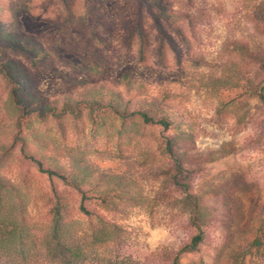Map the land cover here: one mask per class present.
Returning <instances> with one entry per match:
<instances>
[{
    "label": "rangeland",
    "instance_id": "rangeland-1",
    "mask_svg": "<svg viewBox=\"0 0 264 264\" xmlns=\"http://www.w3.org/2000/svg\"><path fill=\"white\" fill-rule=\"evenodd\" d=\"M139 1L0 0V15L9 21L10 31L35 37L58 56L34 69L21 53L0 46V64L20 61L45 101L65 95L79 98L85 89L107 84L127 98L164 99L172 112H183L182 128L196 135L195 153L212 156L201 171L193 172L191 181L214 217L207 242L182 262L230 264L223 252L229 226L242 230L253 217H264V100L260 98L264 97V69L249 56L264 51V0H162L169 10L190 16L182 22L188 48L163 20L181 51V64L168 53L167 66L158 61L159 37L146 3ZM152 10L158 14L156 8ZM139 18L149 41L147 63L139 61L136 36L129 39ZM31 122L24 130L30 149L40 151L49 163L69 171L76 159L83 158L98 173L121 175L140 189L144 204L122 205L126 214L95 203L108 220L126 231L123 243L110 246L108 254L118 250L125 264H166L196 233L189 213L175 207L183 188L171 184L166 175L171 163L160 148L161 128H140L119 139L115 123L94 137L87 111L78 121L67 116L64 132L51 117L43 123L36 118ZM15 132L6 83L0 78V145L9 147ZM222 149L226 154H220ZM0 171L28 189L32 223L48 221L53 189L69 200L77 217L78 192L57 178L41 175L19 155L18 146ZM107 184L115 188V183ZM224 188L232 191L231 221L223 216ZM162 192L166 201L158 200ZM95 226V221L82 219L78 228L91 234ZM87 239L84 246L89 249L91 239ZM0 264L17 263L0 256Z\"/></svg>",
    "mask_w": 264,
    "mask_h": 264
},
{
    "label": "trees",
    "instance_id": "trees-1",
    "mask_svg": "<svg viewBox=\"0 0 264 264\" xmlns=\"http://www.w3.org/2000/svg\"><path fill=\"white\" fill-rule=\"evenodd\" d=\"M141 1L146 3L159 37V63L167 66L168 53H171L176 64L180 65V48L176 39L165 28L163 20L188 48L189 39L182 22L189 21L190 16L169 10L162 0L139 2ZM152 8H156L158 14ZM134 36L138 41L139 61L147 63L149 41L141 18L130 31L129 39ZM0 46L21 53L34 69L58 58L54 50L45 47L35 37L10 31L9 21L1 15ZM249 56L264 69V51ZM0 78L6 83L7 102L16 124V132L9 147L0 145V170L6 168L8 155L18 146L19 155L34 164L41 175L61 180L80 196L76 217L69 200L57 189H53V203L47 213L48 221L44 224L32 223L29 220L31 201L28 189H23L0 173V256L14 259L17 264H125L120 261L122 256L118 250L114 255L107 252L110 246L117 247L123 243L126 231L121 225L108 220L95 203L99 202L106 209L126 214L122 205L139 207L144 204V197L137 184L121 175L98 173L83 158L76 159L69 171L57 167L49 163L40 151L30 149L29 138L24 133L33 118L43 123L49 117L64 132V119L70 115L78 121L85 111L93 125L94 137L101 132H108L115 123L118 124L116 134L119 139L130 137L140 128H161L160 148L171 163L166 175L171 184L183 188V195L177 200L175 207L189 213V222L196 230L166 264H184L183 258L198 252L200 246L207 242V229L214 214L203 195L195 193L191 175L195 171H201V166L208 160L211 161L212 156L195 153L196 135L190 129L182 128L186 122L183 112H172L164 99L137 96L127 98L117 88L107 84L87 88L80 92L79 98L65 95L60 100L45 101L38 96L31 74L16 60L0 64ZM126 81L128 91H131V82L127 77ZM260 98L264 100L262 94ZM220 154L226 153L222 149ZM108 182L115 183V188ZM231 192L225 188L221 192L224 197L223 216L230 221L233 204ZM158 200L166 201L167 194L160 193ZM154 205L159 203L155 202ZM82 219L91 223L95 221L96 226L91 234L78 228ZM88 237L91 239L89 249L84 246ZM223 252L230 264H264V217H253L248 227L242 230H235L230 225Z\"/></svg>",
    "mask_w": 264,
    "mask_h": 264
}]
</instances>
